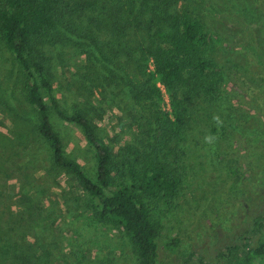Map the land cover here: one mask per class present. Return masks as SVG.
Instances as JSON below:
<instances>
[{"label":"rangeland","instance_id":"rangeland-1","mask_svg":"<svg viewBox=\"0 0 264 264\" xmlns=\"http://www.w3.org/2000/svg\"><path fill=\"white\" fill-rule=\"evenodd\" d=\"M158 4L139 13L138 27H127L128 45L149 32L165 7L186 11L218 39L206 57L220 82L216 95L198 93L188 104L176 196L149 203L157 262L235 264L243 245L253 246L264 234V0ZM60 38L37 46L47 59L60 109L82 112L114 152L126 146L146 152L149 116L130 100L122 71L115 62L93 57L88 42ZM217 114L225 136L213 121ZM48 118L65 157L93 178V155L79 130L58 121L50 109ZM36 124L24 76L0 39V264H138L123 231L95 221V203L71 174L53 165ZM212 127L218 139L208 145L203 138ZM255 220L261 227L253 225ZM172 240L177 245L165 247Z\"/></svg>","mask_w":264,"mask_h":264},{"label":"trees","instance_id":"trees-1","mask_svg":"<svg viewBox=\"0 0 264 264\" xmlns=\"http://www.w3.org/2000/svg\"><path fill=\"white\" fill-rule=\"evenodd\" d=\"M158 3L159 0H0V39L24 76L26 101L35 112L38 136L52 152L53 165L71 174L95 203V221L111 223L123 231L138 264H158L157 233L148 207L149 203L174 198L179 190L178 147L185 139L188 104L198 93L216 95V81L220 82L206 57L218 39L186 11L165 7L159 11L156 24L147 27L149 32L139 36V42L128 45L127 27H138L140 14L157 8ZM65 35L88 42L93 57L115 62L125 75L130 100L144 106L149 116L151 135L146 152L129 146L114 152L96 135L95 127L82 112L66 114L60 109L47 59L37 46L46 40L62 42L60 37ZM48 109L58 121L79 130L81 141L93 155V178L77 162L65 157L62 142L49 122ZM219 131L222 136L227 133L224 127ZM211 132L214 134L216 127ZM253 225L261 227L256 220ZM177 243L172 240L165 247L173 248ZM243 248L245 252L235 264H264V234L253 246L246 243Z\"/></svg>","mask_w":264,"mask_h":264},{"label":"clouds","instance_id":"clouds-1","mask_svg":"<svg viewBox=\"0 0 264 264\" xmlns=\"http://www.w3.org/2000/svg\"><path fill=\"white\" fill-rule=\"evenodd\" d=\"M213 121L215 123V126L219 129L221 127H223V120L221 119V117L217 114L213 116ZM218 137L213 135V134H208L205 135L203 140L204 143L208 144V145H213L215 144V142L217 141Z\"/></svg>","mask_w":264,"mask_h":264}]
</instances>
